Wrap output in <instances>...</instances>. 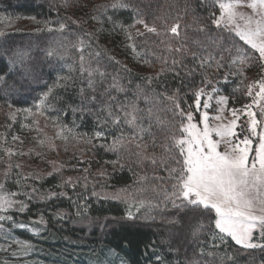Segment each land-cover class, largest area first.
Wrapping results in <instances>:
<instances>
[{
	"label": "trees",
	"instance_id": "trees-1",
	"mask_svg": "<svg viewBox=\"0 0 264 264\" xmlns=\"http://www.w3.org/2000/svg\"><path fill=\"white\" fill-rule=\"evenodd\" d=\"M114 2L0 0V14L30 17L41 25L0 32L5 34L0 35V77L5 78L0 82V115L5 119L10 112L25 109L33 115L39 98L52 88L54 99L50 97L43 116L67 126L70 142L65 147L72 149L59 172L41 174L37 184L21 188L27 194L22 195L27 208L14 213L16 224L38 214L44 221L41 231H11L34 245L43 264H264V250H245L229 237L222 242L204 215L174 208L165 200L173 183L166 169L178 167L165 151L166 138L176 131L171 125L179 123L174 119L175 103L194 112L193 94L203 85L226 95L231 108L247 103V85L262 70L258 53L250 52L244 63L231 62L235 53L229 58L225 50L231 45L221 48L225 33L212 24L219 10L215 0H131L139 15L133 8L108 7ZM138 18H145L161 34L135 24ZM61 23L67 26L64 30ZM177 23L179 36H173L167 30ZM49 27L55 30L50 32ZM127 35L130 56L119 54L115 46ZM15 49L22 50V61L13 56ZM49 51L55 54L49 56ZM88 71H93L91 78ZM114 83L122 90L111 87ZM129 103L142 111L153 107L163 122L152 121L155 147L151 137L144 138L149 145L145 154L161 161L155 165L137 157L141 150L133 139L136 129L124 123L116 126L109 116V111L123 116L119 109ZM100 130L104 138L95 137ZM121 133L128 147L109 150ZM74 161L80 165L77 171L70 166ZM107 161L115 162L113 171L103 170ZM66 175H72L71 182ZM140 200L153 206H139ZM130 207L135 209L131 218Z\"/></svg>",
	"mask_w": 264,
	"mask_h": 264
},
{
	"label": "snow or ice",
	"instance_id": "snow-or-ice-1",
	"mask_svg": "<svg viewBox=\"0 0 264 264\" xmlns=\"http://www.w3.org/2000/svg\"><path fill=\"white\" fill-rule=\"evenodd\" d=\"M215 2L219 9V15L212 21V24L225 33L221 48L227 44L231 45L230 48L225 49L229 58L235 53L236 59L231 62L233 64L244 63L250 59V52L251 54L258 53L257 59L264 62V0H215ZM241 6L250 9V13L238 11ZM108 7L113 9L133 8L131 0H115ZM133 10L139 15V9L133 8ZM107 19L114 26L117 25L111 16ZM134 23L143 25L148 33L161 34L155 26H150L145 18H138ZM66 27L63 23L59 24L60 30H64ZM120 27L123 29L122 25ZM179 29L180 25L177 23L167 31L173 36H179ZM54 30L52 27L48 29L50 32ZM0 35L5 34L0 33ZM137 35L142 36L144 33L137 32ZM162 42L167 43L166 41ZM130 46L133 51L136 50L135 44ZM81 51H83L82 48ZM175 51H181V49L177 48ZM12 54L21 61L23 60L21 49L12 50ZM54 54V51L48 52L49 56ZM223 59L224 57L221 56V61ZM80 60L81 71H85L84 57L81 56ZM210 61L211 57H209ZM175 63L176 61H173V64ZM203 63L204 61H201L202 66ZM218 66H223V64H218ZM261 67L264 68V63L261 64ZM93 71H99V69ZM93 71H88L90 78ZM100 75L103 76L104 73L101 72ZM4 79V77H0V82H3ZM148 79L150 82L151 78ZM91 84L92 80L89 79V85L91 86ZM111 87L122 90L115 83ZM217 91L213 87L210 92L206 93L204 88H200L193 94L195 113H199L198 121L193 111L185 112L179 103L174 102V119H178L179 123L171 125L176 131L170 132L166 138L165 151L169 154V159L173 160L178 167L166 169L168 171L167 179L173 183L171 192L165 194V200L170 202L174 208L196 211L198 214L204 215L214 225L217 234L215 238H219L222 242L225 237H229L236 245L245 250H264V76L247 85L246 94L250 99L249 104L239 109H228L231 118L222 115L228 99L225 96L216 98V104L219 105L216 108L217 114L210 115L208 111L212 106L210 101ZM51 93L52 88H49L35 105L37 112L41 115L48 110ZM206 94L208 98L204 99ZM91 99L95 101L96 97L92 96ZM144 99L149 102L147 95L144 96ZM168 99L173 98L168 97ZM24 111L32 112L31 109ZM119 111L123 113V116H113L112 111H109V116L113 117L112 123L116 126L124 123L136 129L133 139L138 141L135 145L136 148L141 150L137 151V157L141 160H150L154 165L161 162L154 156H147L143 151L149 146L144 143L145 136L151 137L153 147L156 144L155 136L151 131L153 119L159 121L156 110L149 107L142 111L136 104L129 103L122 106ZM225 120L227 122H224ZM146 122L147 127H145ZM95 137L104 138L105 132L97 131ZM16 139L17 137H13V140ZM64 139L67 137L65 136ZM52 147L54 148L55 145ZM125 147H128V143L124 142L123 133H121L119 137L113 139V143L108 146V149L118 151ZM173 153L175 155H172ZM8 154L18 153L8 150ZM59 171V168H54V172ZM51 174L49 173V175ZM69 182H71V178H69ZM35 191L33 189V192ZM93 194L95 195V193ZM18 195L27 194L6 191L5 185L0 183V213H7L14 209L23 213L27 205L23 201L14 199ZM51 195L56 196L57 194L52 193ZM145 204L153 206L151 201H139V206ZM137 211H139V207H137ZM131 216L132 213L129 212V218ZM12 221L13 216L0 214V231L4 229V222ZM43 222V218H41L40 223ZM23 226L21 225V227ZM17 243L27 254L31 245L21 241H17ZM157 259L159 260V257ZM228 259L231 260V257Z\"/></svg>",
	"mask_w": 264,
	"mask_h": 264
},
{
	"label": "rangeland",
	"instance_id": "rangeland-1",
	"mask_svg": "<svg viewBox=\"0 0 264 264\" xmlns=\"http://www.w3.org/2000/svg\"><path fill=\"white\" fill-rule=\"evenodd\" d=\"M238 11L250 13L251 10L246 6H241ZM218 15L219 10L215 14L214 19ZM40 26L37 20L30 17H10L0 14V32L7 30H32ZM140 27L135 25L137 29ZM128 37L129 35H127V38L123 36L119 44H115L117 50L120 51L119 54L131 55L128 52ZM262 76H264V68H262L260 76L252 80L250 84L259 80ZM213 87L203 85L200 88H204L205 92L208 93ZM219 96L227 97L221 92L216 93L210 101L212 106L208 109L211 116L217 114L216 108L219 105L216 104V98ZM207 98L206 94L204 99ZM249 103L250 99L247 103L235 108L239 109ZM224 108L225 111L222 115L231 118L228 109L232 108L227 103L224 105ZM224 122L227 121L225 120ZM212 123H215V121H212ZM66 131L64 127L55 124L39 112H35L32 115V113L17 110L10 112L5 119L0 115V183L5 185L6 191L21 193L23 186L25 187L31 183L37 184L36 181L41 174H49L54 171V168H62L70 159L67 153L71 148L66 149L65 147L70 142V137L69 135L67 136ZM65 136L67 139H64ZM13 137H17V139L13 140ZM71 138L72 142L75 143L76 141L73 140H77L76 137L71 134ZM52 145H55V147L53 148ZM8 150L18 154L9 155ZM70 166L76 171L80 169V165L76 161L70 164ZM114 166L113 161H107L104 164L103 170L105 172L113 171ZM69 178H72V175L65 176L67 181H69ZM14 199L25 203L22 195H18ZM130 209L131 213L135 211L134 207H130ZM15 212L19 211L14 209L7 213H0L13 216V221L4 222V229L0 231V264H43L37 258V255L41 253L34 249V245L30 241L19 238L11 231L13 228H21L26 229L32 234H38L43 224L40 223L42 216L33 214L28 216L26 221L16 224ZM21 225L24 226L21 227ZM17 241L27 242L31 245L27 254H25Z\"/></svg>",
	"mask_w": 264,
	"mask_h": 264
}]
</instances>
